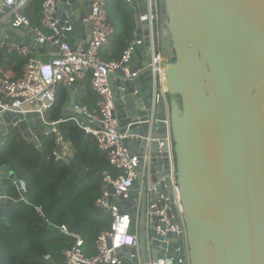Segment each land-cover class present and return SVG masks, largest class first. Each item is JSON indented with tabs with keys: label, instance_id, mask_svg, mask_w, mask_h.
<instances>
[{
	"label": "water",
	"instance_id": "1",
	"mask_svg": "<svg viewBox=\"0 0 264 264\" xmlns=\"http://www.w3.org/2000/svg\"><path fill=\"white\" fill-rule=\"evenodd\" d=\"M91 5L92 0H54L56 32L52 40L40 39L24 27L8 29L7 35L36 49L41 57L55 55L64 43L74 46L75 37L82 38L87 48L91 26L85 18ZM132 6L141 14L137 39L145 35L144 43L135 46L128 63L111 73L109 79L121 131H126V124L139 121L130 126L129 133L134 136L125 138L124 145L132 153L141 154L146 144L142 137L148 128L153 76L147 67L150 51L145 2L132 0ZM163 8V25L174 53L166 62L167 93L173 97L168 108L189 263L264 264V0H163ZM8 10L0 1V14ZM16 30L24 31L25 38ZM140 57L142 64L137 63ZM126 66L129 74L147 68L131 79L124 70ZM66 88L62 116L77 117L86 125L80 110L69 114L77 96L76 86ZM135 90L138 96L132 95ZM166 115V103L159 97L153 138L166 137ZM79 130L85 135L81 127ZM51 132V126L37 112L0 113V150L10 136L18 133L38 146L39 136ZM163 142L161 148L157 141L152 143L154 182L169 174L168 146ZM64 160L82 178L103 177L100 171ZM10 182L16 183L24 197L18 176L9 167L0 166L2 218L5 204L12 201L7 191ZM128 200L120 198L118 202L125 204ZM144 207L145 200L140 223L143 259ZM159 244L153 241V252L162 259Z\"/></svg>",
	"mask_w": 264,
	"mask_h": 264
},
{
	"label": "built area",
	"instance_id": "2",
	"mask_svg": "<svg viewBox=\"0 0 264 264\" xmlns=\"http://www.w3.org/2000/svg\"><path fill=\"white\" fill-rule=\"evenodd\" d=\"M8 7V12L0 14V29L4 20L6 28L1 32V45L10 52L27 56L21 77L12 75L0 76V113L2 112H37L43 121L50 125L56 143L61 152H56L59 159L67 158L70 151V142L66 141L58 127L60 121L49 120L48 112L55 106L57 89L62 85H72L77 81L90 77L91 86L99 94L97 111L92 112L87 106L74 105V110H80L87 120L83 125L77 117H72L84 130L85 135H91L98 148L107 154L110 164L117 170L115 175L103 172V188L96 206L112 216L111 229L105 231L96 241V253L92 256L84 252V239L76 232H71L62 225L61 231L73 237L72 246L64 254L65 264H190L189 247L187 242L184 209L181 200L176 165L173 154V141L170 132L169 108L167 104V58L161 50L163 37V0H144L146 6V20L148 26L150 61L147 67L152 71L151 86L153 89L151 106L148 110L147 132L142 137L146 140L144 151L141 154L132 153L125 147L123 140L132 138L129 129L133 121L125 125L122 132L120 119L116 113V99L110 74L115 73L124 64H127L136 45L144 43L145 35L137 39L140 29L141 14L136 12V28L133 40L129 43L119 61H105L101 58V50L108 43L114 32V27L108 22L106 12L107 0H92L91 11L85 21L91 26V39L87 46L78 44L71 46L68 43L61 45L55 55L47 59L37 56L36 49L16 40H8V29L24 27L37 33L40 39L52 40L56 32V23L53 21L54 0H44L41 25L32 27L30 18L22 12V8L31 0H0ZM132 6V0H125ZM133 7V6H132ZM134 8V7H133ZM135 10V8H134ZM136 11V10H135ZM147 67L137 69L129 74L134 78ZM133 96H138L135 90ZM159 97L166 103V137L153 138L156 126ZM157 141L159 148L165 141L168 146L169 174L153 181L151 171L152 143ZM161 152V151H160ZM141 164V169L138 166ZM159 171H156L157 174ZM168 180V183H166ZM19 188L26 190V181L18 179ZM110 188L113 191H110ZM133 195L132 200L128 198ZM128 200L122 204L118 199ZM144 207V252L140 242V223L143 201ZM41 212V208L37 209ZM46 220V219H45ZM47 221V220H46ZM161 242L158 252L162 259L153 252V241ZM165 244V246L162 245ZM173 249L171 246H173ZM183 257V258H181ZM50 256L47 255L46 259Z\"/></svg>",
	"mask_w": 264,
	"mask_h": 264
},
{
	"label": "trees",
	"instance_id": "3",
	"mask_svg": "<svg viewBox=\"0 0 264 264\" xmlns=\"http://www.w3.org/2000/svg\"><path fill=\"white\" fill-rule=\"evenodd\" d=\"M43 1L31 0L22 8V12L30 18L32 27L41 25ZM106 12L114 32L103 46L101 58L119 61L133 40L136 11L125 0H107ZM163 13L165 18V10ZM10 37L7 39L10 40ZM1 39L0 32V42ZM161 50L167 59L173 58L171 39L165 24ZM27 61V56L10 52L0 43V76L11 71L15 78L21 77ZM74 85L78 91L76 103L87 106L92 112L97 111L99 94L93 90L90 77ZM67 93L66 85L58 87L56 104L48 112V119L60 121L58 127L64 139L73 147L72 162L83 168L115 175L117 170L110 164L107 154L98 148L96 140L91 135H82L76 121L63 118L62 109ZM29 149L33 150L30 146ZM55 151V136L51 132L42 138L38 147L40 157L34 163L35 167L42 166L45 170V177L39 183L45 181L37 185L31 177L26 178L25 199L21 198L14 184L8 187L12 201L4 206L5 218L0 217V264H65L63 252L72 246L74 239L61 231L62 225L83 237L84 252L92 256L96 253V241L100 234L111 229V214L96 206L102 193L103 178L98 175L90 179L80 177L74 173L70 163L56 159ZM58 174H65L63 188H46L47 180L56 179ZM38 208L42 213L38 212ZM47 255L49 259H46Z\"/></svg>",
	"mask_w": 264,
	"mask_h": 264
},
{
	"label": "crops",
	"instance_id": "4",
	"mask_svg": "<svg viewBox=\"0 0 264 264\" xmlns=\"http://www.w3.org/2000/svg\"><path fill=\"white\" fill-rule=\"evenodd\" d=\"M6 22H7V20H4L3 23H1L2 24L1 25L2 29H0V31H2L4 28L7 27L6 26ZM16 32H17L18 35H20L21 37L25 38L26 33L24 31L16 30ZM10 38L12 40H16V41L22 42V41L14 38V37H10ZM74 44L75 45H78V44H82L83 45L84 44V40L82 38H76L75 37L74 38ZM48 57H42V58L47 59ZM142 61H143V59H142V57H140V58H138L137 63L138 64H142ZM7 74L14 76V73L11 72V71H9ZM77 93H78V91H77ZM75 98H74V102L75 103L70 104V106H69V114L72 113V112H75L74 105L77 104L76 101H75ZM169 100H170V97H167V101H166L167 104L169 103ZM47 116H48V114H47ZM63 118H71L72 119V117H70V115L67 116V117H63ZM48 134H50V133H45V134L39 136V138H38L39 145L38 146L30 143L28 140L23 138L21 136V134H19V133H18V135H14L12 137L10 136V139L7 141V143L0 150V166L9 167L10 170H12L14 172V174L16 176H18V179L26 180V178H28V177L30 178L31 177L33 180H35L34 182L37 185L43 184V181H45V180H41V183H39V180L42 179L43 177H45V170H44V168H42V166L35 167L34 163L36 161H38L39 157H40V154L38 152V147L41 146V140H42V138L44 136H46ZM29 146L32 147L33 150H30ZM57 146H59V145L56 143V151H55V153L56 152H61V148H60V151H57ZM72 155H73V147L70 144V151L67 153V158L70 159L71 161H72ZM49 181L47 180V182H46V185H47L46 188L51 187L54 190L58 189L59 186L63 184V182L59 183V182H57V180H55L52 183H49ZM10 184H14L15 189L19 192L18 187H17L15 182L8 183V185H10ZM41 187L45 188L44 186H41ZM65 188L68 191L69 188L66 186V184H65ZM60 189H62V188H60ZM24 192H26V190ZM20 195H21V193H20ZM21 198L25 199V196L23 197L21 195ZM67 209H68V207H67ZM69 211H71V209Z\"/></svg>",
	"mask_w": 264,
	"mask_h": 264
},
{
	"label": "rangeland",
	"instance_id": "5",
	"mask_svg": "<svg viewBox=\"0 0 264 264\" xmlns=\"http://www.w3.org/2000/svg\"><path fill=\"white\" fill-rule=\"evenodd\" d=\"M172 56H174V53L173 52H172ZM168 97H170V99L173 98L172 96H169V95H168ZM55 177H56V179L53 178L52 180L49 181V183L54 182V179L57 180V182L61 183L64 180V178H65V174H58ZM60 186H61V188H63V185H60Z\"/></svg>",
	"mask_w": 264,
	"mask_h": 264
}]
</instances>
